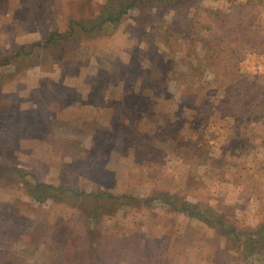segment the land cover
<instances>
[{
  "label": "rangeland",
  "instance_id": "374dc122",
  "mask_svg": "<svg viewBox=\"0 0 264 264\" xmlns=\"http://www.w3.org/2000/svg\"><path fill=\"white\" fill-rule=\"evenodd\" d=\"M119 1L0 0V264H264V0L134 8L47 55Z\"/></svg>",
  "mask_w": 264,
  "mask_h": 264
},
{
  "label": "trees",
  "instance_id": "16d2710c",
  "mask_svg": "<svg viewBox=\"0 0 264 264\" xmlns=\"http://www.w3.org/2000/svg\"><path fill=\"white\" fill-rule=\"evenodd\" d=\"M178 0H120L117 4L106 5L105 8L101 11L100 15L95 16L94 18H73L69 22L68 30L66 32H61L60 30H53L48 34L45 40L42 41V46L44 49L49 51L48 54L51 53L54 46H56L59 42V45L68 41H75L80 34H88L92 31L100 29L103 23L106 21L117 22L121 20L122 16L126 14L134 8H138L140 11H144L145 8L151 9L156 7L157 13L160 15L168 6L174 5ZM183 1V0H182ZM179 2V1H178ZM216 12V11H211ZM149 17V16H148ZM190 20H186L185 22H189ZM184 22V23H185ZM231 31H234L235 28H231ZM23 50L21 49L15 54V56H20L23 54ZM55 58V57H53ZM56 60V59H54ZM205 62V58L203 59ZM41 184H38L35 187L34 194L37 195L38 198L44 199L45 192L42 190ZM262 233H264V224L256 229L253 234L256 235L254 239L256 243L260 245L263 244V238L261 237ZM244 242H246L247 247H251L249 241L245 237ZM252 243V242H251ZM253 245V243H252Z\"/></svg>",
  "mask_w": 264,
  "mask_h": 264
}]
</instances>
